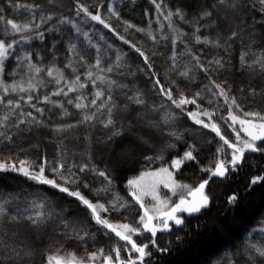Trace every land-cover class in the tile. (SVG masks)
<instances>
[{"label":"snow or ice","instance_id":"6c2138e0","mask_svg":"<svg viewBox=\"0 0 264 264\" xmlns=\"http://www.w3.org/2000/svg\"><path fill=\"white\" fill-rule=\"evenodd\" d=\"M55 0H48V4H53ZM157 13L163 15L164 20L168 21L167 28L170 35H162L159 39L152 31L137 28L135 25L124 21V30L135 29L138 33H144L149 40L153 42V47L161 42V40H170L171 54L166 57L169 63L168 71L174 73L178 80L188 83H196L197 77L202 76L206 83L199 84V91L194 96L189 97L180 90L179 84L172 80L170 76L159 72L155 65V58L163 53L156 51L148 52L138 46L137 43L127 39L121 35L116 28L108 21L113 17L120 19L119 12L114 7V0H108L107 4L104 0L93 5L92 9L81 0H74V8L69 9V15L56 14L46 12L44 6L39 3H31L21 5L13 0H8V7L12 9L23 8L24 12L30 17L25 22L17 23L12 19H6L3 15L4 8H0V75L5 71V63L9 57L14 56L17 68L23 66L26 62L28 72L31 74L25 86L23 80L20 82L13 81L11 85L0 79V104L4 103L6 95L9 93L27 94L26 103L36 109L37 113H43V108H37V102L31 94L34 89H38L43 83V79H37L42 72L47 73V77L51 78L55 84V90L42 98L45 104H52L59 107L67 115V109L59 100H53V97H68L70 93H81L76 95L75 99H67V104L74 105L76 109L81 111L82 118L77 125H59L52 129L57 135L63 133L66 129H72L78 125L94 126L97 122V113L104 116L99 122L103 124L105 129L110 130L111 134L107 137L108 142L112 144L111 158L104 169L101 170L97 165L91 162V155H88V163L68 164L66 162L65 151H60V158H54L49 163L47 156L41 158V162L37 167L34 160L11 159L5 158L0 160V174H19L39 185H47L52 189L58 190L59 193L65 194L67 197L74 198L75 201L82 206L86 213V219L94 221L98 231H102L103 236L109 240V251L105 254L104 248H99L95 252H88L85 247V254L77 256L76 252H65L60 254V250L54 254L47 255L46 264H95L100 259L101 264H146V260L150 259L152 253L148 251L149 245L158 251H167L168 249H160L157 245L158 233H170L173 227L180 228L184 226L185 215L187 217L195 216L202 213V210L210 208L211 198L206 193V187L213 178H226L229 171H235L242 166L246 153H264V148L258 147V142L264 144V112L261 111H244L241 103L238 102L236 95L232 94V88L228 81L223 80L217 82L213 78V73H219L225 67L224 62L218 57L207 59L202 54L193 52L185 42L186 34L180 29L174 18H178L187 24L191 21L186 20L185 14L179 8L175 12L168 10L167 14L163 13V0L157 3V0H151ZM261 10L264 11V0H259ZM62 6V5H61ZM109 14L108 20L102 15L101 9L105 8ZM248 7L247 0H216L211 5V10L201 13L193 26L192 39L195 45L203 44L215 49H224L229 51L231 44L239 37V32L233 30L229 35H217L215 39L200 35V21L202 19H212L213 12L223 13L221 19L227 20L229 15H239ZM38 18V22H37ZM159 19V17H158ZM53 21H55L53 23ZM95 22L96 25H102L114 33L119 40L129 46L130 51L139 61L135 65V72L131 71L132 65L126 63L128 53H119L115 61H109L107 58L108 49H102L99 42H93L95 32L99 36V40H105V36L91 26L85 30V26ZM264 24V21H261ZM217 26V21L206 25V28ZM161 25V30L163 29ZM65 30L69 33L66 40V51L69 53L68 62L61 69L52 64L47 68H41L37 64L32 63V53L24 51L26 45L31 44L34 40L44 41L46 33L59 34L62 38L65 36ZM177 42L183 45L182 50H177ZM60 41H56L52 45L51 51L54 53ZM79 44H87L88 48L94 49L96 52L95 63L88 64L85 55ZM111 48V45L108 46ZM103 52V55H102ZM22 53V54H20ZM251 54L255 57L249 63L247 56ZM53 59L56 57L53 55ZM106 64V67L104 66ZM77 65L84 69V80L81 79ZM241 70L248 69L255 72L259 69V74L264 76V49L259 50V54L252 51L249 47L243 51L240 56ZM128 70L129 74L135 75L137 72L142 73L149 82L148 90L159 98V102L153 100L151 103L147 99L146 93L136 88L131 96L126 99L130 104L141 108H147L153 114H159V121H152L149 127L160 129L163 125L168 128L167 135L183 140L182 132L175 130V125L180 115H186L194 125L199 126L202 130H208L205 135H212V140L217 144L215 149V159L207 167H201L200 171L208 176L203 179L195 187L190 184L180 183L175 180L174 172L182 169L188 163L199 164L197 155L200 149L196 143H187V148L182 155L172 158L169 162H165L164 152L167 149L175 148L174 144H167L157 151L154 155H144L141 153L144 168L139 171L138 175L127 179V194L121 197L118 193L113 195L111 199L107 198V194L113 191L114 180L116 176L113 173L118 172L121 168L129 163L139 162L136 160V150L142 146H149V141L143 137H137L135 140L126 139L132 133L133 125L129 122L125 127L123 121L118 122L115 114L118 110L128 112L129 104L119 105L113 96L116 88H127L126 84H121L117 80L111 78L110 74L124 75L119 69ZM65 69L70 70L71 79L65 75ZM16 73H10L15 75ZM94 89L89 96L83 95L88 85ZM241 91H243L241 89ZM257 95L264 100V92L257 93L256 90L250 89V96L254 99ZM106 97V99H104ZM205 98L210 107H204ZM24 95L19 100L13 101L7 99L8 113L0 118V142L6 141L11 143L15 134H9L6 122L9 121L11 115H16L17 110L22 107L21 101H24ZM87 101V102H86ZM199 101V102H198ZM222 105L227 115L220 113ZM188 105L195 106V110H187ZM95 108V111L92 109ZM103 110V111H101ZM238 113H242L238 114ZM30 118V119H29ZM143 114L137 113L136 119H142ZM29 124L38 128L47 127L43 119H36L32 112H20L12 127L17 129L23 124ZM31 129L29 128V131ZM226 130H230V133ZM190 135H194L189 129H185ZM126 143L127 146H121L117 143ZM212 142V141H208ZM119 147V151L117 148ZM159 162L160 167L152 169L150 165ZM109 167L111 171H109ZM91 172L94 176L103 178L104 183L100 187L92 186V182L87 180V174ZM261 185L264 186V175H255L249 182V189ZM163 186L171 195L166 199H161L158 188ZM81 188L91 192L92 198L84 194ZM37 199L28 201V206L21 209L18 207L17 195L0 192V221L11 223L27 222L32 227H40L47 224L54 216L60 215L55 212L56 204L47 196H39ZM145 196H151L152 203L150 206L145 205ZM239 195L233 193L228 197V204L233 208L239 203ZM138 206L139 211H135ZM135 211L138 216L134 224L121 222L117 220L113 222L112 213H120L121 215L128 212L130 215ZM60 224L65 229L64 237L84 242L86 239L96 241L97 233L89 232L87 227L80 222H69L61 219ZM151 239L149 243H137L140 237ZM5 237L8 235L5 232ZM13 235H16L13 233ZM134 237H136L134 239ZM115 243H111L112 240ZM177 239H180L177 237ZM261 239L264 240V230H262ZM3 240L2 248L6 253L0 264H10L17 258L30 257L33 252L26 244L23 248L15 241L0 237ZM23 243V242H21ZM126 252V257H122V253ZM234 256L244 261V264H264V243L246 240L243 246V252L237 249Z\"/></svg>","mask_w":264,"mask_h":264},{"label":"trees","instance_id":"16d2710c","mask_svg":"<svg viewBox=\"0 0 264 264\" xmlns=\"http://www.w3.org/2000/svg\"><path fill=\"white\" fill-rule=\"evenodd\" d=\"M21 5L39 3L44 6V10L50 13L69 15V9L74 8V0H55L53 4H48V0H13ZM82 3L88 5L92 9L93 5L100 3V0H81ZM108 0H104L107 4ZM160 0H157L159 3ZM216 0H163V13L167 14L168 10L173 12L180 9L184 12L185 18L191 21L187 24L174 18L177 26L182 29L186 34L185 42L197 54H202L207 59L218 57L224 62L225 67L219 73H213V78L217 82L223 80L228 81L232 88V94L236 95L238 102L244 111H261L264 112V100L257 95L254 99L250 96V89H255L256 92H264V76L259 74V69L252 72L248 69L241 70L240 56L243 51L251 47L252 51L259 54L260 49H264V11L261 10L259 0H247L248 7L244 12L239 15H229L227 20L221 19L223 13L213 12L212 19H202L200 21V35L207 36L215 39L219 34L223 38L235 30L239 32V37L232 42L231 49L225 51L224 49H215L203 44L195 45L192 39L193 26L201 13L211 10V5ZM62 5V6H61ZM114 7L119 12L120 19L113 17L108 22L112 24L117 31L124 35L127 39L135 42L141 46L143 50L158 53H163V56L158 55L155 58V65L159 72L170 76L179 84L180 90L185 95L192 97L199 91V84L206 83L202 76L197 77L196 83H188L183 80H178L174 73L168 71L169 63L166 57L171 54L170 40H161L159 44L153 47V42L147 38L144 33H138L135 29H128L125 31L124 21L135 25L137 28L145 29V31H152L158 39L162 35H170L167 28L168 21L164 20L163 15L157 13L151 0H114ZM0 8H4L3 15L6 19H12L17 23H22L30 19L24 12L23 8L12 9L8 7V0H0ZM94 10V9H92ZM102 15L108 20L109 14L106 7L101 9ZM159 17V19H158ZM217 21V26L206 28L213 21ZM38 22V18H37ZM55 21H53L54 23ZM3 21H0L2 26ZM95 26L99 33L105 36V40L100 41L99 36L92 32L93 42H99L102 49L107 48V58L109 61H115L119 53H128L126 63L132 65L131 71L135 72V65L139 63L133 53L130 51L129 46L124 44L123 41L108 29L103 28L102 25H96L95 22H90V25L85 26V30L89 27ZM161 25L163 29L161 30ZM69 33L65 30V36L62 38L59 34L46 33L45 40H34L31 44L24 47V51L31 52L32 63L37 64L41 68H47L52 64L64 69V65L68 62L69 53L66 51V40ZM3 38V37H0ZM60 41L57 45L55 52L51 51L54 42ZM111 45V48L108 46ZM78 47L82 49V54L88 64L95 63L96 52L94 49L88 48L87 44H79ZM183 45L177 42V50H182ZM22 54V53H20ZM53 55L56 59H53ZM103 55V52H102ZM255 59L254 56L249 54L247 61ZM106 67V64L104 65ZM81 79L84 80V69L77 65ZM119 71L124 72V75L110 74L111 78L117 80L121 84H126L127 88H116L113 91L115 101L119 105L129 104L130 110L124 112L118 110L115 114V119L118 122L123 121L125 127L130 122L132 132L136 130L135 121L145 122L149 126L152 121H159V114H153L147 108H141L136 105L130 104L126 99L131 96L136 88L143 90L146 93L147 99L151 103L153 100L159 102V98L155 97L152 92L148 90L149 82L146 80L142 73L135 75L129 74L128 70L121 68ZM16 73L10 75V73ZM31 74L28 72L26 62L22 67L17 68L15 57H9L5 63V71L0 75V79L8 85L13 81L20 82L23 80L25 86ZM65 75L70 79L71 72L65 69ZM37 79H43L44 83L32 91L34 102H37V108H43L44 112L37 113L36 109L31 108L25 101L27 94L24 93H9L6 95L4 103L0 104V118L8 113L7 99L13 101L19 100L21 95H24V101H21L22 107L17 110L16 115H11L9 121L6 122L7 131L9 134H15L11 143L6 141L0 142V160L5 158L11 159H29L34 160L37 167L41 162L43 156H47L49 163L54 158H60V151L64 150L66 155V162L68 164H82L88 163V155H91V162L97 165L101 170L109 163L108 158H104L105 146H112L108 142L107 137L111 134L110 130L105 129L103 124L99 121L104 119V116L97 113V122L94 126L78 125L72 129H66L63 133L57 135L52 131L53 128L59 125H77V122L82 118L81 111L76 109L74 105L67 104V99H75L76 95L81 93H70L68 97H53V100H59L64 104L67 109V115L59 107H54L52 104H45L42 98L45 95L55 90L54 81L47 77V73L42 72ZM241 89L243 91H241ZM94 91L93 87L89 84L84 90L83 95L89 96ZM0 94H3L0 91ZM126 94V95H125ZM106 99V97L104 98ZM205 98L204 107H210ZM87 102V101H86ZM199 102V101H198ZM195 109V106L189 105ZM189 107H187V110ZM95 111V108L92 109ZM103 111V110H101ZM20 112H32L36 119H43L47 127L38 128L27 123L20 126L19 129L12 127ZM137 113L143 114L142 119H134ZM220 113L227 115L222 101L220 106ZM241 114L242 113H238ZM30 119V118H29ZM162 130H155L157 132L156 145L148 148H138L136 159L139 162L132 163L131 168L124 167L118 172L113 173L116 176L114 180L113 191L107 194V198L115 194L125 197L127 194L126 181L143 170L144 163L141 153L144 155H154L161 147L167 144H174L175 148L167 149L164 152L165 162H169L172 158L180 156L187 148V143H196L200 149L197 159L199 164L188 163L182 169L174 172V178L180 183L190 184L196 186L203 179H208V176L200 171L201 167H207L212 164L215 159L214 153L217 144L212 140V135H205L208 130H202L199 126L186 118V115H180L175 130L183 133V140H178L175 137L167 135L168 128L161 125ZM29 128L31 129L29 131ZM189 129L194 135L185 132ZM0 130H4L0 128ZM230 133V130H226ZM128 137H126L127 139ZM160 138V139H159ZM185 141L187 143H185ZM212 141V142H208ZM117 143L122 145L123 142L117 140ZM159 145V147H157ZM258 147L264 148V144L258 143ZM141 156V157H140ZM159 162L150 165L152 169L160 167ZM109 171L111 168L109 167ZM255 175H264V153H246L242 166L237 168L235 172L229 171L226 178L218 179L213 178L210 180L209 185L206 187V193L211 198L210 208L202 210V213L196 214L192 217L185 215V223L183 227H173L170 233H161L157 237V245L160 249H168L167 251H158L149 245V250L152 253L150 259L146 260V264H244V261L233 253L239 249L243 252L244 242L246 240L253 243H264L261 239L262 230H264V186L257 185L249 189L248 185L251 178ZM87 180L92 182V186L100 187L104 181L103 178L94 176L91 172L87 174ZM86 196L92 198L91 192L81 188ZM0 192L10 193L12 195L19 194L18 207L23 209L28 206V201L37 199L39 196H47L56 204L55 212L60 214L54 216L47 224L40 227H32L27 222L19 224L7 221H0V237L8 240L9 242L15 241L21 248L26 244L32 249L33 254L30 257L17 258L10 264H46L47 255L54 254L57 249L60 254L65 252H76L77 256L85 254V247L87 246L88 252H95L99 248H104L105 254L109 251V240L103 236L102 231L97 230L94 221L86 219V213L83 211L82 206L79 205L74 198L67 197L58 190L52 189L47 185H39L35 182L28 180L19 174H0ZM236 193L239 195V203L236 207L228 204L227 200L230 195ZM135 211H139L136 206ZM123 213H112L113 222L117 220L134 224L138 216ZM61 219L68 220L69 222L83 223L89 232L97 233L96 241L86 239L84 242L76 241L75 239L65 238V229L60 224ZM234 219V222L232 221ZM16 231V237L12 235ZM5 232L7 236L5 237ZM44 235L45 239L39 241ZM149 236V234H147ZM179 237L180 239H177ZM136 237H134L135 239ZM143 240V239H142ZM141 238L137 239V243H142ZM148 241V240H146ZM3 240H0V259L6 254L3 251ZM23 242V243H21ZM149 242V241H148ZM111 243H115L113 239ZM127 253H122V257H126ZM95 264H101L98 259Z\"/></svg>","mask_w":264,"mask_h":264},{"label":"rangeland","instance_id":"374dc122","mask_svg":"<svg viewBox=\"0 0 264 264\" xmlns=\"http://www.w3.org/2000/svg\"><path fill=\"white\" fill-rule=\"evenodd\" d=\"M187 107H189L188 109H190V110H195L194 108H192L191 106H187ZM136 118V116L134 117V119ZM135 122H137V123H135V128H136V130H134L132 133H131V135L130 136H128V138L127 139H133V140H135L137 137H143L144 139H146V140H148L149 141V146H144V148L146 147V148H148V147H152V146H155L156 145V140H157V132H155V130H158V129H156V128H153V127H149L148 125H145V122H143V124L141 123V122H138V121H135ZM160 130H162V128L160 127V129H159V131ZM159 135V134H158ZM160 139V138H159ZM258 143H260V142H258ZM121 146H127L126 145V143H123ZM143 147V146H142ZM141 147V148H142ZM157 147H159V145L157 146ZM111 148H112V146H110V145H108V146H105V147H103L102 149L104 150V152H105V154H104V158L105 157H107L108 159V161H110V158H111V155H112V153H111ZM160 148V147H159ZM161 148H163V147H161ZM137 150H138V148H137ZM137 150H136V159L138 158V154H137ZM117 151H119V147L117 148ZM141 157V156H140ZM131 164L132 163H129V164H127L125 167H128V168H131L130 166H131ZM124 168V167H123ZM154 170V169H153ZM232 172V171H231ZM235 172V171H234ZM195 187V186H194ZM158 193H159V195H160V197H161V199H166L167 197H169L170 195H171V193L167 190V189H165V188H163V186H160L159 188H158ZM144 200H145V205L146 206H150L151 205V203H152V198H151V196H145V198H144ZM232 221L234 222V219H232ZM15 234H17L16 233V231L14 232ZM161 233H158L157 234V237H158V235H160ZM12 235H13V233H12ZM15 237H16V235H14ZM141 238V240H142V243H149L148 241L151 239V237H150V234H149V236H148V238L147 239H145L144 237H140ZM41 239H45V237H44V235H42L41 236V238H37L36 237V240L37 241H39V240H41ZM146 240H148V241H146ZM148 251H150L149 249H148ZM61 255H63V254H61Z\"/></svg>","mask_w":264,"mask_h":264},{"label":"water","instance_id":"95a60500","mask_svg":"<svg viewBox=\"0 0 264 264\" xmlns=\"http://www.w3.org/2000/svg\"><path fill=\"white\" fill-rule=\"evenodd\" d=\"M218 178V177H217ZM218 179H221V178H218Z\"/></svg>","mask_w":264,"mask_h":264},{"label":"flooded vegetation","instance_id":"af4514ba","mask_svg":"<svg viewBox=\"0 0 264 264\" xmlns=\"http://www.w3.org/2000/svg\"><path fill=\"white\" fill-rule=\"evenodd\" d=\"M222 179V178H221ZM187 216V215H186Z\"/></svg>","mask_w":264,"mask_h":264}]
</instances>
